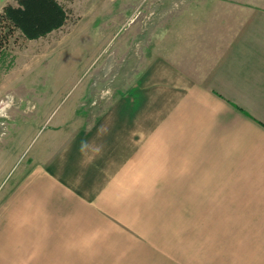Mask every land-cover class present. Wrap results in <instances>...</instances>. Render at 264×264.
<instances>
[{
    "label": "crops",
    "instance_id": "1",
    "mask_svg": "<svg viewBox=\"0 0 264 264\" xmlns=\"http://www.w3.org/2000/svg\"><path fill=\"white\" fill-rule=\"evenodd\" d=\"M236 15L67 141L39 130L0 179V264H264V12Z\"/></svg>",
    "mask_w": 264,
    "mask_h": 264
},
{
    "label": "rangeland",
    "instance_id": "2",
    "mask_svg": "<svg viewBox=\"0 0 264 264\" xmlns=\"http://www.w3.org/2000/svg\"><path fill=\"white\" fill-rule=\"evenodd\" d=\"M59 2L69 15L63 28L34 41L16 33L0 49L3 187L11 186L32 158V151H25L41 140L39 130L51 129L56 140L67 141L141 85L150 63L165 54L176 56L179 46L188 43L185 38L209 25L210 17L264 12V2L257 0ZM9 4L17 6L15 0H0V17ZM246 20L219 17L217 25Z\"/></svg>",
    "mask_w": 264,
    "mask_h": 264
},
{
    "label": "trees",
    "instance_id": "3",
    "mask_svg": "<svg viewBox=\"0 0 264 264\" xmlns=\"http://www.w3.org/2000/svg\"><path fill=\"white\" fill-rule=\"evenodd\" d=\"M6 5L0 17V49L16 33L28 41L47 37L63 28L69 15L59 0H15Z\"/></svg>",
    "mask_w": 264,
    "mask_h": 264
}]
</instances>
